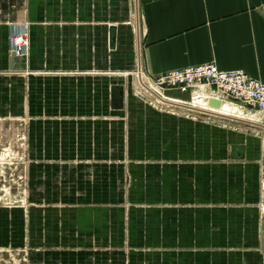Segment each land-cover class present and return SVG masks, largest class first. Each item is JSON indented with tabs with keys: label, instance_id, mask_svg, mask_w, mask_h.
<instances>
[{
	"label": "crops",
	"instance_id": "0c3cea01",
	"mask_svg": "<svg viewBox=\"0 0 264 264\" xmlns=\"http://www.w3.org/2000/svg\"><path fill=\"white\" fill-rule=\"evenodd\" d=\"M0 0V119L28 137L37 264H264V130L160 110L122 75L264 81V0ZM17 25L27 57H12Z\"/></svg>",
	"mask_w": 264,
	"mask_h": 264
},
{
	"label": "built area",
	"instance_id": "2783aa9c",
	"mask_svg": "<svg viewBox=\"0 0 264 264\" xmlns=\"http://www.w3.org/2000/svg\"><path fill=\"white\" fill-rule=\"evenodd\" d=\"M135 14L139 24L138 0ZM30 43L27 26L17 25L10 38L11 51L27 57ZM122 75L135 80L134 93L157 109L212 122H238L264 130V81L243 70H222L212 61L153 76L138 62L133 71ZM212 99L221 101V107L211 106ZM225 105L230 109H224Z\"/></svg>",
	"mask_w": 264,
	"mask_h": 264
},
{
	"label": "rangeland",
	"instance_id": "374dc122",
	"mask_svg": "<svg viewBox=\"0 0 264 264\" xmlns=\"http://www.w3.org/2000/svg\"><path fill=\"white\" fill-rule=\"evenodd\" d=\"M28 137L0 119V264H37Z\"/></svg>",
	"mask_w": 264,
	"mask_h": 264
},
{
	"label": "water",
	"instance_id": "95a60500",
	"mask_svg": "<svg viewBox=\"0 0 264 264\" xmlns=\"http://www.w3.org/2000/svg\"><path fill=\"white\" fill-rule=\"evenodd\" d=\"M16 56H17L16 52H12V57H16ZM210 104L211 106L216 107V108L221 107V101L219 100L212 99L210 101Z\"/></svg>",
	"mask_w": 264,
	"mask_h": 264
},
{
	"label": "bare ground",
	"instance_id": "6f19581e",
	"mask_svg": "<svg viewBox=\"0 0 264 264\" xmlns=\"http://www.w3.org/2000/svg\"><path fill=\"white\" fill-rule=\"evenodd\" d=\"M178 102H179V101H178ZM224 109L229 110L230 108H229L228 105H225V108H224Z\"/></svg>",
	"mask_w": 264,
	"mask_h": 264
}]
</instances>
